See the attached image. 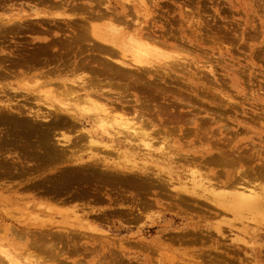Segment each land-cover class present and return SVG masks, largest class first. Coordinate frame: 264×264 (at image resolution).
Returning <instances> with one entry per match:
<instances>
[{
    "label": "rangeland",
    "instance_id": "374dc122",
    "mask_svg": "<svg viewBox=\"0 0 264 264\" xmlns=\"http://www.w3.org/2000/svg\"><path fill=\"white\" fill-rule=\"evenodd\" d=\"M107 23L150 36L144 105L70 86L84 61L114 69L87 32ZM102 104L143 129L96 124ZM0 107V250L19 263L264 264L244 189L264 191V0H0Z\"/></svg>",
    "mask_w": 264,
    "mask_h": 264
},
{
    "label": "bare ground",
    "instance_id": "6f19581e",
    "mask_svg": "<svg viewBox=\"0 0 264 264\" xmlns=\"http://www.w3.org/2000/svg\"><path fill=\"white\" fill-rule=\"evenodd\" d=\"M95 1V0H94ZM95 3H98V2H95ZM99 4H100V2H99ZM76 6V5H75ZM92 6V5H91ZM130 9V8H129ZM99 11V10H98ZM90 12V11H89ZM96 13H97V11H96ZM109 13V12H108ZM97 15V14H96ZM123 15V14H122ZM123 16H125V15H123ZM126 16H128V15H126ZM125 16V17H126ZM102 17V16H101ZM105 17V16H104ZM143 17H145V14H144V16ZM93 18V17H92ZM97 18V17H96ZM111 18V17H110ZM102 19V18H101ZM100 19V20H101ZM112 19V18H111ZM97 20H99V18L97 19ZM113 20V19H112ZM114 20H116V19H114ZM114 20H113V23H114ZM89 22V21H88ZM112 22V21H111ZM118 22V21H117ZM135 22V21H134ZM136 23V22H135ZM139 23H141L142 24V22H139ZM138 23V24H139ZM83 24V23H82ZM108 24V23H107ZM106 24V30H105V28L103 29V28H96L95 29V26L93 27V29H92V31H88V28H87V32L89 33V35L92 33V38L95 40V42H96V44L102 49V50H104V51H107L106 53L104 52V54H103V57H104V60H105V65L106 64H108V65H110L112 68H114L113 70H111V68L109 69V71L107 72V69H108V67H107V69H106V67L104 68V67H100V66H97V64H95V65H90L88 62H86V61H84V63L82 64L81 63V66H83V67H87L88 69L87 70H85V68H84V70L87 72V71H89V72H87V73H85L84 71V73L83 72H81L82 74H84L83 76L84 77H78L77 79H74V80H71L70 82V86H75V89H76V87L78 88L79 87V90L81 89V90H83V91H85V96H87L88 94V96L87 97H89L90 95H93V94H91V91H94L95 93H97V94H99L97 91H102L103 90V88H105V87H102V86H104L105 85V83L108 85V89H110V91L111 90H114L115 91V93L117 92V94H118V96L119 97H121L119 94H121V95H124L125 94V92H130L131 94H133L134 96H135V100L138 102V103H142L143 101H146V99H142V97L145 95H142L143 94V91L145 90V88H154L153 87V85L154 86H156L160 81V78H156V76H157V74H156V76H154L155 74H154V72L152 71V69H155V68H157V67H155L154 65H155V62H153V59H151V58H153V57H151L150 58V56H149V54H150V52L152 51L153 52V50L150 48V44H149V42H148V40H150V36H148L147 34H145V32H143L142 31V28L141 27H139V28H137V26H136V28H127V26L125 25L124 27H125V29H118V28H116V27H114V25L112 26L111 24H108L107 25ZM140 24V25H141ZM147 24V23H146ZM85 25V24H84ZM92 25V24H91ZM124 25V24H123ZM127 25H129L128 23H127ZM131 25V24H130ZM129 25V26H130ZM134 25V24H133ZM84 27V26H83ZM86 27H87V24H86ZM90 27V26H89ZM120 27V26H119ZM123 26H121V28H124ZM131 27H132V25H131ZM142 27H143V24H142ZM145 27V26H144ZM85 28V27H84ZM83 28V29H84ZM80 29H81V27H80ZM86 29V28H85ZM89 30H90V28H89ZM101 30V31H100ZM83 32V31H82ZM115 32H118V33H115ZM87 33V34H88ZM111 34H113V36L111 35ZM76 35V34H75ZM152 37V36H151ZM90 40V39H89ZM87 41V42H90V41ZM157 41V40H156ZM151 42V41H150ZM154 43V42H153ZM72 44V43H71ZM89 45V44H88ZM98 48V47H97ZM155 48V47H154ZM157 48V47H156ZM158 49V48H157ZM156 50V49H155ZM100 52V51H99ZM129 52H132V53H130L129 54ZM151 52V53H152ZM156 52V51H155ZM103 53V52H102ZM101 53V54H102ZM116 53H117V58H115L114 57V54L116 55ZM94 54H96V53H94ZM112 54H113V56H112ZM101 56V55H100ZM43 57V56H42ZM102 58V57H101ZM84 59V58H83ZM82 59V60H83ZM154 59H156L155 57H154ZM95 60H97V59H95ZM99 60V59H98ZM157 60H159V61H164V60H162V59H157ZM93 62V61H92ZM166 62V61H165ZM172 62V61H171ZM100 63L102 64V62H101V60H100ZM100 63H98V64H100ZM104 63V62H103ZM167 64H168V62H166ZM154 64V65H153ZM75 65H76V63H75ZM74 65V68L77 66H75ZM104 65V66H105ZM107 65V66H108ZM96 67V70L93 68V67ZM157 66V65H156ZM91 67H92V69H91ZM78 68V67H77ZM158 68H159V65H158ZM81 69V68H80ZM160 69V68H159ZM75 70V69H74ZM79 70V69H78ZM125 70H128V71H125ZM157 69H155V71H156ZM73 71V70H72ZM76 71V70H75ZM101 72H106L108 75L106 76V80H101V78L99 77V75H101ZM159 72V71H158ZM90 73V74H89ZM156 73V72H155ZM160 73V72H159ZM76 76V75H75ZM103 76V75H102ZM116 76H118V78H116ZM124 76H127L128 78V81H126L125 80V82H122L121 81V78L119 79V77H124ZM165 76V75H164ZM156 79V81L158 80L159 82L157 83V82H154V80ZM165 80V79H164ZM60 81V80H59ZM90 81V82H89ZM61 82V81H60ZM66 82V81H65ZM65 82H63V85L65 86ZM161 83V82H160ZM159 83V84H160ZM58 84V83H57ZM72 84V85H71ZM104 84V85H103ZM92 85H94V86H96V87H98L97 85H100L101 87H98V89H95V87H93ZM67 86V85H66ZM61 87H62V85H61ZM157 87V86H156ZM66 88H68V87H66ZM71 88V87H70ZM69 88V89H70ZM60 89H63V87L62 88H60ZM72 89V88H71ZM108 89H107V91H108ZM130 89V90H129ZM57 90V89H56ZM74 90V89H73ZM62 91V90H61ZM75 91V90H74ZM71 92V91H70ZM69 92V93H70ZM77 92V91H76ZM79 92V91H78ZM151 92V91H150ZM165 92V91H164ZM16 93V92H15ZM55 93V92H54ZM64 93V92H63ZM68 93V92H67ZM83 93V92H82ZM129 93V94H130ZM50 94L52 95V96H54V94H52V92H50ZM72 94H74V93H72ZM87 94V95H86ZM68 95V94H67ZM83 95V96H84ZM100 96H102V93H100L99 94ZM71 96H73V95H71ZM70 96V98H72ZM117 96V95H116ZM131 96V95H130ZM74 97V96H73ZM87 97H85V99H87ZM92 97V96H91ZM94 97V96H93ZM118 97V98H119ZM75 98V97H74ZM100 98V97H99ZM146 98V97H145ZM76 99H77V96H76ZM79 99V98H78ZM82 99H84V98H82ZM84 99V100H85ZM92 99V98H91ZM93 99H95V98H93ZM102 99V98H101ZM126 99V98H125ZM73 101L75 100V99H72ZM71 100V102H73ZM103 100V99H102ZM130 100H131V98H130ZM133 100V99H132ZM81 101V100H80ZM96 101V100H95ZM99 101V100H98ZM103 101H105V100H103ZM113 101V100H112ZM111 101V102H112ZM65 102H66V100H65ZM90 102V101H89ZM100 102V101H99ZM106 102V101H105ZM147 102V101H146ZM146 102H143L141 105H144ZM73 103H76V101L75 102H73ZM91 103V102H90ZM107 103V102H106ZM121 103V102H120ZM94 104V103H93ZM101 104V103H100ZM110 104V103H109ZM148 104V103H147ZM63 105H64V107H65V111H68L70 108H71V106H73V105H71V103L69 104V102L67 101L66 103H64L63 102ZM95 105H97V104H95ZM103 105V104H102ZM127 105V104H126ZM61 106H62V104H61ZM104 106V105H103ZM63 107V106H62ZM74 107V106H73ZM76 107H77V105H76ZM86 107V106H85ZM105 107H108L107 105L106 106H104V108L101 110V112L103 111H105L103 114H104V116H103V118H101V116H99L98 117V114H94L93 115V119H94V122L96 123V124H100V122L102 123H105V124H107V126L108 127H111L109 130L111 131V129L113 128V125H112V123H111V121H113V122H115V126H123V127H126L125 128V130H134V128H135V131H137L136 129L138 128L139 129V131L138 132H140V129L142 128L141 126H142V122L143 121H141V125H140V127H137V126H133V125H131V126H133V127H131V126H129V124L131 123V122H129L130 120H128L129 118L131 119L132 117H130L129 116V118L127 119V117H125L126 119H123V118H116L113 114H112V112H116V110H114L115 108H112L111 106V108L114 110V111H109L111 108H107L108 110H106L105 109ZM156 107V106H155ZM1 108V107H0ZM90 108V107H89ZM101 108V107H100ZM125 108V107H124ZM135 108V107H134ZM139 108V107H138ZM141 108V107H140ZM160 108V107H159ZM59 108H57V110H58ZM79 109V108H78ZM81 109H82V106H81ZM84 109V108H83ZM111 109V110H112ZM131 109H132V107H131ZM143 109H145V108H143ZM147 109V108H146ZM145 109V110H146ZM3 110V109H2ZM56 109H55V111H57ZM61 110V109H60ZM60 110H59V112H60ZM72 109H70L69 111H71ZM148 110V109H147ZM155 110V109H154ZM160 110V109H159ZM73 111V110H72ZM80 111H83L84 112V110H80ZM100 111V110H99ZM4 112V111H3ZM9 112V111H8ZM79 112V111H78ZM85 112H89V111H86L85 110ZM109 112H111V114H109ZM125 112V111H124ZM142 112V111H141ZM160 112V111H159ZM1 113V112H0ZM68 113V112H67ZM74 113V112H73ZM99 113V112H98ZM121 113V112H120ZM129 113V112H128ZM127 113V114H128ZM132 113V112H131ZM140 113V112H139ZM146 113V112H145ZM70 114V113H69ZM72 114V113H71ZM70 114V115H71ZM126 114V115H127ZM2 115V114H1ZM123 115V114H122ZM130 115V114H129ZM142 115V114H141ZM144 115V114H143ZM159 115H161V112L159 113ZM88 116H91V115H88ZM133 116H135V115H133ZM140 117V116H139ZM143 117V116H142ZM159 117H161L162 118V115L161 116H159ZM134 118V117H133ZM132 118V119H133ZM167 118V117H166ZM166 118H164V119H166ZM90 119H91V117H90ZM135 119V121H137L136 119V117L134 118ZM133 119V120H134ZM140 119H141V117H140ZM143 119V118H142ZM157 119V118H156ZM163 119V118H162ZM179 119V118H178ZM177 119V120H178ZM139 120V119H138ZM144 120V119H143ZM174 119H172L171 121H173ZM134 121V122H135ZM162 121V120H161ZM164 122H166V121H164ZM168 122V121H167ZM137 123H139V122H137ZM169 123H171L170 122V120H169ZM174 123V122H173ZM175 123H176V121H175ZM178 123V122H177ZM133 124V123H132ZM145 124V123H144ZM143 124V125H144ZM148 124V123H147ZM150 124V123H149ZM148 124V125H149ZM160 125V124H159ZM168 125V124H167ZM175 125V124H174ZM101 126V125H100ZM146 127H147V125H145ZM101 127H103V126H101ZM101 127H99V128H101ZM105 127V126H104ZM137 127V128H136ZM151 127H152V125H151ZM115 128V130H116V127H114ZM113 128V129H114ZM167 128V127H166ZM121 129V128H120ZM143 129V128H142ZM150 129V128H149ZM155 129V128H154ZM195 129V128H194ZM118 130H119V128H118ZM124 130V129H123ZM145 130V129H144ZM146 130H147V128H146ZM160 130H162V129H160ZM103 131V130H102ZM101 131V132H102ZM114 131V130H113ZM112 131V132H113ZM121 130H119V132H120ZM134 131V133H136ZM200 131V130H199ZM116 132V131H115ZM122 132V133H121ZM120 133L121 134H124L125 133V131H121ZM124 132V133H123ZM126 132H128V131H126ZM141 132H143L142 130H141ZM154 132V131H153ZM156 132V131H155ZM157 132H159V131H157ZM156 132V133H157ZM168 132V131H167ZM130 133V131L128 132V134ZM146 133H147V131H146ZM145 133V134H146ZM200 133V132H199ZM119 134V133H118ZM126 134V133H125ZM131 134V133H130ZM133 134V133H132ZM140 134V133H139ZM144 134V133H143ZM163 135V134H162ZM134 136V135H133ZM137 136V135H136ZM149 136H151L150 135V133H149ZM120 137H122V136H120ZM139 137V136H138ZM129 138H131V137H129ZM148 138V137H147ZM165 138H166V136H165ZM163 139V138H162ZM135 140H137L136 139V137H135ZM138 141V140H137ZM64 143V142H63ZM215 144V143H214ZM69 149V148H68ZM226 151V150H225ZM225 156H226V154H225ZM224 156V157H225ZM232 161H233V159H232ZM238 161V160H237ZM236 161V162H237ZM235 162V163H236ZM240 162V161H239ZM234 162H232V164H235ZM219 164H221L220 162H219ZM227 165V164H226ZM225 165V166H226ZM229 165H231V164H229ZM228 165V166H229ZM232 166V165H231ZM230 166V167H231ZM263 169V168H262ZM242 170H245V168L244 169H242ZM121 173V172H120ZM249 173H251V172H249ZM134 175V174H133ZM253 176H254V178L255 177H257V176H263L264 175V173H261V171H260V173L258 172H254V174H252ZM229 179V178H228ZM257 179V178H256ZM212 180V179H211ZM217 181V180H216ZM234 181V180H233ZM231 182V181H230ZM236 182H238V181H236ZM255 182V181H254ZM244 183V182H243ZM243 183H242V186H243ZM224 184V183H223ZM234 184V183H233ZM239 184H241V183H239ZM215 185V184H214ZM231 185V184H230ZM235 185H237V184H235ZM225 186V185H224ZM228 186V183H227V185H226V187ZM233 185H231L230 187H232ZM251 188H252V186H250ZM249 187V188H250ZM259 186H257V188L256 189H258L257 191H259L261 188L259 187ZM249 188H247L246 187V185H245V187H244V189L247 191V193L249 194V196L248 197H251L248 201H250L249 202V204H250V206H252V207H259L260 205H259V203L258 202H260L259 200H258V198H256V197H264V191H263V189L261 190V192H254V191H252L251 189L249 190ZM231 190H232V188H230ZM242 190V188H241V190L242 191H245V190ZM233 190H234V186H233ZM253 190H255L254 189V187H253ZM241 191V192H242ZM222 194V193H221ZM245 198H247V197H245ZM244 198V199H245ZM254 200V201H253ZM246 202H247V200H246ZM9 212V211H8ZM14 218V217H13ZM18 221H20V220H18ZM20 231V230H19ZM19 237V236H18ZM24 239V238H23ZM54 243V242H53ZM41 245V244H40ZM43 248V247H42ZM48 249V248H47ZM53 251V250H52ZM51 251V252H52ZM0 253H2L4 256H0V264H22V263H19L17 260H16V258L15 257H12V256H9L8 255V253H6L5 251H2V250H0ZM38 253V252H37ZM40 258V257H39Z\"/></svg>",
    "mask_w": 264,
    "mask_h": 264
}]
</instances>
